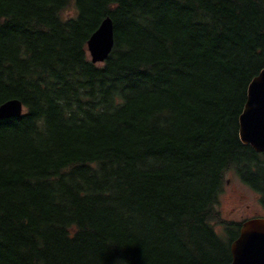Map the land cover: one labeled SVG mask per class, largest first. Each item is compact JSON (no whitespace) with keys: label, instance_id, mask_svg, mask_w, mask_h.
I'll use <instances>...</instances> for the list:
<instances>
[{"label":"trees","instance_id":"1","mask_svg":"<svg viewBox=\"0 0 264 264\" xmlns=\"http://www.w3.org/2000/svg\"><path fill=\"white\" fill-rule=\"evenodd\" d=\"M263 68L264 0H0V105L23 108L0 119V264H230L225 174L264 208L239 138Z\"/></svg>","mask_w":264,"mask_h":264},{"label":"water","instance_id":"2","mask_svg":"<svg viewBox=\"0 0 264 264\" xmlns=\"http://www.w3.org/2000/svg\"><path fill=\"white\" fill-rule=\"evenodd\" d=\"M114 46L113 25L105 18L86 43L91 63H103ZM19 101L10 100L0 105V119L22 114ZM239 138L256 153H264V68L250 82L247 99L239 117ZM230 264H264V217L244 221L238 237L230 244Z\"/></svg>","mask_w":264,"mask_h":264},{"label":"rangeland","instance_id":"3","mask_svg":"<svg viewBox=\"0 0 264 264\" xmlns=\"http://www.w3.org/2000/svg\"><path fill=\"white\" fill-rule=\"evenodd\" d=\"M74 14L71 4L63 13V17ZM218 208L227 220L240 222L252 217H263L264 208L260 205L258 194L244 184L234 170L225 174V183L219 196ZM220 233V229H217Z\"/></svg>","mask_w":264,"mask_h":264}]
</instances>
